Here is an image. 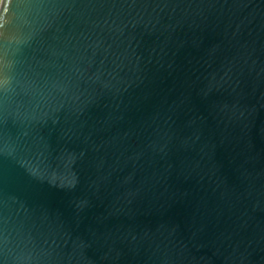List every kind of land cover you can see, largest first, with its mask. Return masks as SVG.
I'll list each match as a JSON object with an SVG mask.
<instances>
[{"label":"water","instance_id":"water-1","mask_svg":"<svg viewBox=\"0 0 264 264\" xmlns=\"http://www.w3.org/2000/svg\"><path fill=\"white\" fill-rule=\"evenodd\" d=\"M0 264H264V0H1Z\"/></svg>","mask_w":264,"mask_h":264}]
</instances>
